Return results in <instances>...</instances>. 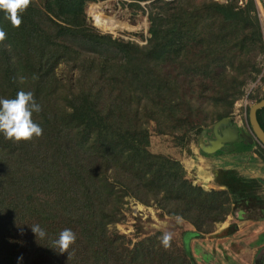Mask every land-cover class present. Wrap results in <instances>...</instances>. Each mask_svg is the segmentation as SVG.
I'll return each mask as SVG.
<instances>
[{"label":"trees","instance_id":"1","mask_svg":"<svg viewBox=\"0 0 264 264\" xmlns=\"http://www.w3.org/2000/svg\"><path fill=\"white\" fill-rule=\"evenodd\" d=\"M91 1L31 0L18 28L0 10V97L32 91L42 108L33 120L43 128L29 141L0 133V264H194L189 232L165 249L160 232L132 242L113 226L124 220L126 199L181 216L196 238L229 214L264 220L258 180L220 170L214 182L224 190L205 191L177 160L148 149L150 124L177 146L210 129L208 144L213 124L230 116L264 54L254 1L127 0L146 18L142 45L84 22ZM130 52L146 64L150 85L131 70ZM255 118L264 133V107ZM253 141L226 146L247 153ZM65 228L77 239L60 253L53 241Z\"/></svg>","mask_w":264,"mask_h":264},{"label":"rangeland","instance_id":"2","mask_svg":"<svg viewBox=\"0 0 264 264\" xmlns=\"http://www.w3.org/2000/svg\"><path fill=\"white\" fill-rule=\"evenodd\" d=\"M213 1L221 2V0ZM237 1L239 2L240 0ZM244 1L242 0V2ZM253 1L257 9L264 46V0ZM128 3L129 1L127 0L91 1L82 6L80 17L84 22L92 25L102 33H109L112 37H118L142 45L145 43L144 39L147 37L146 18L141 11L130 8L127 5ZM140 5L144 6V4ZM128 62L131 70L138 78L143 80L145 84L150 85L152 83L151 74L138 54L135 52L128 53ZM55 73L58 78L64 79L66 77V69L63 65H59L55 69ZM263 94L264 54L261 57L259 75L254 81L248 82L244 86L242 96L234 102L231 114L226 118L228 126L233 129H242L248 136H251L246 118V110L255 103V100H259ZM148 131V149L150 152L162 154L177 160L185 172V177L192 184L198 185L201 188L202 186H206L205 184L208 182L205 178L207 176L206 173L212 172L215 168L205 163V161H211L213 156L202 151V147L207 145L206 140L211 138L210 129H206V133L203 130L200 134L191 135L189 141L183 146L175 145V141L171 136L157 135L153 131L151 124L148 126ZM253 142L255 143V141ZM252 151L256 153L257 157L264 156V149L258 143H255ZM126 200L122 208L124 220L115 224L113 228L132 242L153 232L163 233L165 231H171L174 234L173 240L179 242L180 234L187 232L188 226L184 222L177 224L175 219L158 216L159 212L153 207L143 206L132 199ZM192 242L193 240L190 239L185 244V248L193 259L194 264L236 263L233 253V250L236 251V249H234L231 241L225 239L215 241L209 240L206 237L205 240Z\"/></svg>","mask_w":264,"mask_h":264},{"label":"crops","instance_id":"3","mask_svg":"<svg viewBox=\"0 0 264 264\" xmlns=\"http://www.w3.org/2000/svg\"><path fill=\"white\" fill-rule=\"evenodd\" d=\"M239 131V130H237ZM255 147V146H254ZM221 155L213 156L211 161H205L215 167L213 171L206 173V186L204 190H224V187L218 186L214 182L215 175L220 170H232L243 178L256 179L260 183L257 195L264 199V156H258L252 149L247 153L236 154L232 146L223 145ZM201 160V159H200ZM188 226V236L184 239L186 244L190 239L195 243L197 240L222 241L228 240L236 251L233 250L236 263L234 264H254V260L259 253H264V220L243 219L238 220L232 215H227L223 222L216 223L215 228L210 234L194 237V231ZM231 226V227H230ZM230 227V228H229ZM232 264V262H230ZM261 264H264V254L261 258Z\"/></svg>","mask_w":264,"mask_h":264},{"label":"clouds","instance_id":"4","mask_svg":"<svg viewBox=\"0 0 264 264\" xmlns=\"http://www.w3.org/2000/svg\"><path fill=\"white\" fill-rule=\"evenodd\" d=\"M31 0H0V10L6 13V18L13 27H20L22 13L30 6ZM7 38L6 31L0 27V43ZM20 82L24 83L25 78L21 77ZM42 108L37 103L32 91L20 90L14 98L0 97V133L5 139L19 141H29L34 137L38 138L43 134V128L33 120V113L41 112ZM177 224L183 222L181 216H176ZM33 233L39 238L44 239L47 236L45 229L39 224L31 226ZM174 234L171 231H165L160 237L162 246L167 249L171 247ZM76 233L71 229L65 228L58 238L53 241L54 248L60 253L68 252L69 248L76 242Z\"/></svg>","mask_w":264,"mask_h":264},{"label":"water","instance_id":"5","mask_svg":"<svg viewBox=\"0 0 264 264\" xmlns=\"http://www.w3.org/2000/svg\"><path fill=\"white\" fill-rule=\"evenodd\" d=\"M264 107V98L260 99L258 102L252 104L248 107L247 111V123L251 132V136L243 133V131H237L228 126V120L223 118L213 124L212 126V136L213 139L208 142L206 146L202 147V151L206 154L214 153L219 150L223 145L236 141L238 138L243 139L246 142H251L254 140L264 149V133L257 124L255 118V112L258 109ZM198 236H202L198 234ZM264 253H259L254 264H261V258Z\"/></svg>","mask_w":264,"mask_h":264},{"label":"built area","instance_id":"6","mask_svg":"<svg viewBox=\"0 0 264 264\" xmlns=\"http://www.w3.org/2000/svg\"><path fill=\"white\" fill-rule=\"evenodd\" d=\"M226 0H221V2L218 3H224ZM216 2V1H215ZM239 3H242V0L239 1Z\"/></svg>","mask_w":264,"mask_h":264}]
</instances>
